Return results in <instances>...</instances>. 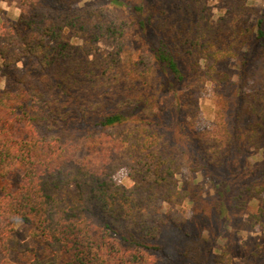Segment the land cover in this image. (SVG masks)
<instances>
[{"label": "trees", "instance_id": "obj_1", "mask_svg": "<svg viewBox=\"0 0 264 264\" xmlns=\"http://www.w3.org/2000/svg\"><path fill=\"white\" fill-rule=\"evenodd\" d=\"M104 1L126 17L70 0H20L25 11L0 25V68L12 70L0 89V248L31 250L17 233L22 225L49 251L34 252L28 264H160L162 226L185 223L162 202L181 205L194 197L176 174L224 166L241 125L248 142L264 130V0L254 26L248 0H231L215 20L207 0H179L182 16L175 20L161 0L129 7ZM133 32L139 55L126 62ZM102 41L109 51H100ZM240 52L232 132L220 113L223 139L217 131L187 133L179 122L166 124L170 97L182 101L191 124L196 117L197 90L176 93L187 80L182 56L216 64ZM148 74L159 76L152 92L117 98L124 79ZM215 75L218 88L226 87L230 75ZM183 134L186 142L178 139ZM83 143L87 152L79 156ZM122 167L130 186L112 178ZM222 183L217 190L227 191ZM184 248L185 257L201 259L197 240Z\"/></svg>", "mask_w": 264, "mask_h": 264}, {"label": "rangeland", "instance_id": "obj_2", "mask_svg": "<svg viewBox=\"0 0 264 264\" xmlns=\"http://www.w3.org/2000/svg\"><path fill=\"white\" fill-rule=\"evenodd\" d=\"M126 6L145 3L153 6L155 0H122ZM168 12L175 20L182 16L175 3L179 0H161ZM208 9L212 19L223 15L230 7L231 0H207ZM71 5H88L91 7H104L118 13L120 18L126 17L124 10L113 8L104 0H70ZM250 6L248 22L254 26L255 18L263 5L262 0H248ZM115 9V10H114ZM25 11L20 0H0V25L4 21L15 22L22 11ZM139 36L133 32L126 39L128 56L139 55ZM107 52L110 45L105 41L100 43V51ZM130 50L132 52H130ZM99 55V54H97ZM242 53L222 63L212 64L211 61L192 59L182 56L181 68L186 74V83L179 87L177 95L184 96L186 93L196 92L197 110L192 124L190 115L184 112L179 99L172 97L166 101L167 110L166 124L181 123L187 126L185 130L197 132L203 130L217 131L220 138L227 135L219 123V113L223 115L225 125L232 132V114L235 111V91L238 75L241 72L240 62ZM27 63L26 58L18 63L22 67ZM219 74L227 72L230 81L226 87L218 88L210 74L211 66ZM250 66V65H249ZM12 71L9 68H0V89L4 85L5 75ZM218 75L216 74L215 77ZM158 75L148 74L143 76H129L119 85L116 90L117 98H125L135 95L138 90L152 92L158 86ZM196 87V88H195ZM176 105H179L177 110ZM181 107V108H180ZM217 108L219 111H217ZM178 123V124H179ZM178 129L179 125H176ZM180 130V129H179ZM246 126L241 125L238 129V138L233 145V152L225 162V165L214 164L198 172L190 171L187 167L182 168L176 174V180L180 187L192 190L194 197L185 200L181 205L162 202L163 210L172 209L181 212L185 217V223L176 226L165 223L158 237L161 251L157 254L160 264H264V130L260 132L257 140L248 142L243 133ZM177 130L176 135L178 136ZM188 135V134H187ZM178 138L186 142L189 137L182 135ZM232 143L231 136L227 137ZM225 140V139H224ZM79 156L86 154L87 149L82 144ZM13 180L18 182L19 176L14 175ZM116 183L130 186L131 179L125 167L117 170L113 175ZM227 185V191H218L217 186ZM16 230L21 239H25L30 245L28 252H3L0 248V263L8 260L15 264H28L34 256V252L43 256L49 253L40 238H30L22 225H16ZM197 240L201 252V259L193 261L183 255L184 246L191 238Z\"/></svg>", "mask_w": 264, "mask_h": 264}]
</instances>
